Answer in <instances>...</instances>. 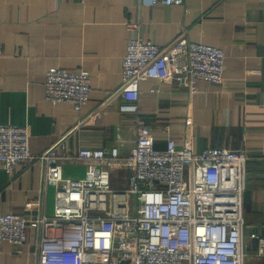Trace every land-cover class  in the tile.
Segmentation results:
<instances>
[{
  "label": "crops",
  "instance_id": "0c3cea01",
  "mask_svg": "<svg viewBox=\"0 0 264 264\" xmlns=\"http://www.w3.org/2000/svg\"><path fill=\"white\" fill-rule=\"evenodd\" d=\"M141 20V36L163 47L180 32L225 51L221 83L198 79L196 89L177 79L141 78V115L164 148L191 139L195 151L210 146L245 148L244 239L247 264H264L251 232L264 235V0H0V124L28 125L30 148L42 152L77 125L71 148L134 143L131 101L119 90L130 30ZM54 66L91 73L89 102L78 111L70 102L45 98L47 71ZM86 166L64 159V173L83 176ZM125 178L130 170L118 167ZM122 187V186H121ZM39 209L27 208L29 201ZM55 187L45 185L40 162L19 163L12 175L0 167V215L13 211L35 217L53 214ZM40 231L28 227L21 247L0 239V264H37Z\"/></svg>",
  "mask_w": 264,
  "mask_h": 264
},
{
  "label": "built area",
  "instance_id": "2783aa9c",
  "mask_svg": "<svg viewBox=\"0 0 264 264\" xmlns=\"http://www.w3.org/2000/svg\"><path fill=\"white\" fill-rule=\"evenodd\" d=\"M181 4L183 0H151ZM141 20L131 32L118 91L131 101L136 136L126 156L119 140L103 147L71 148L68 130L42 152L30 148L28 125L0 124V167L12 175L19 163L40 162L45 185L55 187L54 212L35 217L7 211L0 215V239L17 247L28 241V227L38 228L37 264H247L244 239L245 148L210 146L195 151L191 139L178 147L168 136L155 146V134L140 110L141 78L177 79L196 89L198 79L221 83L225 51L179 36L163 47L141 36ZM3 45L0 42V56ZM91 73L85 68L51 67L45 98L70 102L81 111L89 102ZM86 166L83 176L64 173V159ZM130 170L125 186H111L114 168ZM29 209L40 202L29 201ZM264 257V235L251 232Z\"/></svg>",
  "mask_w": 264,
  "mask_h": 264
},
{
  "label": "rangeland",
  "instance_id": "374dc122",
  "mask_svg": "<svg viewBox=\"0 0 264 264\" xmlns=\"http://www.w3.org/2000/svg\"><path fill=\"white\" fill-rule=\"evenodd\" d=\"M125 183V178L122 175V171H120L117 168H114L112 170V175H111V186L119 188L121 186H123ZM184 264H187L186 261L184 262Z\"/></svg>",
  "mask_w": 264,
  "mask_h": 264
}]
</instances>
